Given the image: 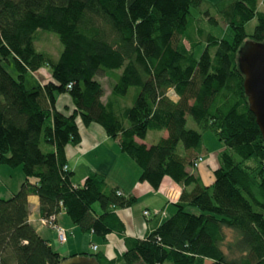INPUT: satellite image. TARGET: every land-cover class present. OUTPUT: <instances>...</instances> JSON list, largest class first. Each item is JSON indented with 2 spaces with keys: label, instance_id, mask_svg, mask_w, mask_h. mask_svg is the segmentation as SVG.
<instances>
[{
  "label": "trees",
  "instance_id": "1",
  "mask_svg": "<svg viewBox=\"0 0 264 264\" xmlns=\"http://www.w3.org/2000/svg\"><path fill=\"white\" fill-rule=\"evenodd\" d=\"M261 3L0 0V164L24 173L17 192L0 196V264L65 258L30 224V195L39 197L42 217L64 211L85 233H124L118 209L136 197L118 194L99 172L75 185L63 169L66 147L81 142L79 120L101 125L139 166L140 181L158 188L168 176L183 186L175 213L148 236L127 240L119 258L83 254L99 264H264V213L255 209L264 210V140L238 64L245 39L264 42ZM212 9L223 35L208 28L219 27ZM43 31L62 44L57 59L36 49ZM11 60L16 74L5 65ZM43 68L50 78L28 87L27 74ZM101 78L111 84L106 99ZM61 94L72 99L71 112L58 109ZM207 130L224 145L210 185L187 170ZM152 131L167 136L151 145L137 140Z\"/></svg>",
  "mask_w": 264,
  "mask_h": 264
},
{
  "label": "crops",
  "instance_id": "2",
  "mask_svg": "<svg viewBox=\"0 0 264 264\" xmlns=\"http://www.w3.org/2000/svg\"><path fill=\"white\" fill-rule=\"evenodd\" d=\"M56 104L58 109L67 113L71 112L73 108L72 99L67 94L59 95ZM79 129L80 144L68 145L65 151L66 162L73 172L72 182L75 185H82L90 173L99 172L107 177L109 187L118 188L125 196L136 197V203L131 208L118 209V215L125 225L124 233L114 231L106 237L92 233H88L87 237L84 234L82 236L79 226L63 211L58 215L57 221L66 228L68 239L65 244L61 245L56 232L40 223L42 216L39 211L40 201L37 195L28 197L29 222L56 251L60 253L55 248V244L62 247L63 250L65 249V255L60 253L62 257L95 252L92 249L95 244L98 246L96 252H103L106 258H119L127 250V240L142 239L148 236L175 213V205L180 200L183 186L168 176L162 180L158 189L148 182L140 181L139 166L126 153L122 152L119 143L111 139L101 125L97 123L86 125L80 122ZM166 136L167 132L162 131L153 134L150 139L147 137L146 140H137L151 145ZM223 149L224 147L221 151ZM200 153L205 155L204 162L197 169L188 167L187 170L195 174L204 185H210L214 181V170L219 166V160L218 157H212L203 151ZM191 188L187 189L191 190ZM146 210L150 212L156 210L157 213L146 218L144 216ZM82 242H84L83 246L80 245Z\"/></svg>",
  "mask_w": 264,
  "mask_h": 264
},
{
  "label": "rangeland",
  "instance_id": "3",
  "mask_svg": "<svg viewBox=\"0 0 264 264\" xmlns=\"http://www.w3.org/2000/svg\"><path fill=\"white\" fill-rule=\"evenodd\" d=\"M208 1L213 3V2H216V1H219V0H208ZM260 9L264 12V4H262V3L260 4ZM211 11H212V15H214L215 19L218 20L219 27L218 26H214L212 28L211 27H208V28L214 30V32L219 34V35H223L224 33L227 32V28H226L224 22L222 21V19L220 18V16H218L216 14H213L214 13L213 9ZM196 12L197 11H193V14L196 15ZM257 23H258L257 18H254L251 21H249L248 23H246V25H245L246 32L248 34H252L254 32V30H255V27H256ZM248 41H250L249 38L245 39L244 43L248 42ZM185 44H186L187 47H189V44H188L187 41H185ZM35 47H36V49L38 51H42V52L48 53L49 55H51L55 59H57L59 57L60 52L63 49L62 44L60 43L58 37L54 33L44 32V31L41 32L39 34L38 38L36 39ZM201 49H202V47H200L197 50V55L199 54ZM5 65L8 68V70L11 71L13 74L17 73L16 69L14 67L13 60H11L10 63L6 62ZM49 78H50L49 68H43V69L39 70L38 72H35L34 74L33 73L32 74L29 73V74H27V78H26L27 86L31 87L32 85L36 84L37 81L38 82L39 81L42 82V81H44L46 79H49ZM101 81H102L103 86L105 88V92H106L105 99H106L107 96L110 95V93H111V84H110L109 79H107V78H101ZM127 97L130 98V95L127 96ZM126 99H127L126 102L128 101V105H132L133 104V99H130V100L128 98H126ZM79 121L81 122V120H79ZM81 124H82V122H81ZM187 126L189 128H196L197 129V125H196L195 121L192 119V117H188V125ZM158 133H159L158 131L149 132L148 139H150L153 136V134H158ZM223 147H224V145L222 144V142L219 141L216 138V136L210 130H207V131L203 132V141H202V146L200 148L201 151L211 155L212 157H215V158L218 157V160H219V155H220L221 149ZM201 156L203 158V161L199 164V166L205 160V155L202 154ZM218 162H219V166H220V160ZM199 166H195L193 168L197 169V168H199ZM23 178H24V173H23V170H22L21 166L10 167V166L5 165V164H0V196H2V197H7V196L10 197L11 193L17 192L19 190L21 184H22ZM74 180H76L75 177H74ZM142 182H148V181H142ZM158 188H155V189H158ZM132 205H134V204H132ZM132 205L129 206V207L121 208V209H129V208L132 207ZM255 209L257 211H261V212L264 213V210H261L260 208H258L256 206H255ZM156 213H157L156 210H151L149 215H147V216L144 215V216L146 218H148L151 215H155ZM60 214H62V212ZM57 219H58V217H57ZM40 223H41V218H40ZM45 227H47V226H45ZM80 232H81L82 236L84 234L85 237H87L88 233H85L83 231H80ZM83 244H84V242L80 243L81 246H83ZM55 248H57L60 251L61 254L65 255V252H66L65 249L63 250L62 247H58V245H56V244H55ZM95 252H91V253H95Z\"/></svg>",
  "mask_w": 264,
  "mask_h": 264
},
{
  "label": "water",
  "instance_id": "4",
  "mask_svg": "<svg viewBox=\"0 0 264 264\" xmlns=\"http://www.w3.org/2000/svg\"><path fill=\"white\" fill-rule=\"evenodd\" d=\"M238 64L244 75V89L249 109L256 117L264 140V42H245L238 53ZM58 264H99L94 256L76 254L65 257Z\"/></svg>",
  "mask_w": 264,
  "mask_h": 264
},
{
  "label": "built area",
  "instance_id": "5",
  "mask_svg": "<svg viewBox=\"0 0 264 264\" xmlns=\"http://www.w3.org/2000/svg\"><path fill=\"white\" fill-rule=\"evenodd\" d=\"M203 161V158L202 156H200L198 158V160H196V162L194 163V167L195 166H199V164ZM63 169L65 171H68L70 170L68 164H65ZM118 194H123V192L121 191H118ZM150 212L148 210L144 211V215H149ZM57 217L56 215H51L49 217H42L41 218V225L43 226H47L49 228H51L52 230H54L57 234V239H58V242L63 245L66 243L67 239H68V234H67V230L65 228H63L57 221ZM92 249L94 251H97L98 250V246L97 245H93L92 246Z\"/></svg>",
  "mask_w": 264,
  "mask_h": 264
}]
</instances>
